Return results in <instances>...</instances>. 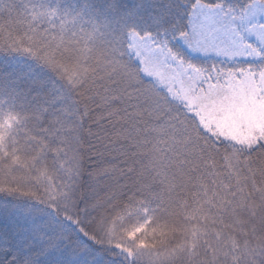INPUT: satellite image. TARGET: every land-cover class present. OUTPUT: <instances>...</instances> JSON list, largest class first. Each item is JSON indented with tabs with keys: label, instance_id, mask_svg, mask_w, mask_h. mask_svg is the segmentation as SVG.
Instances as JSON below:
<instances>
[{
	"label": "snow or ice",
	"instance_id": "1",
	"mask_svg": "<svg viewBox=\"0 0 264 264\" xmlns=\"http://www.w3.org/2000/svg\"><path fill=\"white\" fill-rule=\"evenodd\" d=\"M0 264H264V0H0Z\"/></svg>",
	"mask_w": 264,
	"mask_h": 264
}]
</instances>
